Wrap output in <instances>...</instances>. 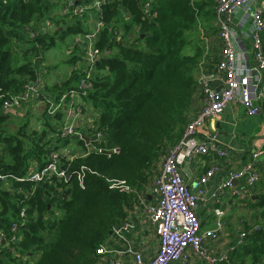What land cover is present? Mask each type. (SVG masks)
<instances>
[{"label": "trees", "instance_id": "1", "mask_svg": "<svg viewBox=\"0 0 264 264\" xmlns=\"http://www.w3.org/2000/svg\"><path fill=\"white\" fill-rule=\"evenodd\" d=\"M62 1L0 0V84L6 92H22L28 81L40 78L36 56L43 62L46 51L58 40L88 32L87 13L53 15ZM152 2L150 17L142 0H103L97 11L104 23L97 43L102 55L94 67L92 87L83 99L97 113V128L105 135L101 145L117 147V152L91 150L74 159L62 158L66 179L37 185L27 178L31 163L42 167L52 150L71 142V138L57 135L51 120L60 122L62 113L43 115L55 137L47 130L28 134V122L11 134L2 127L10 115L0 106V169L14 176L8 189L0 186V228L9 237L12 224L20 219L22 207L26 208V223L18 232L19 246L12 242L0 250V264H98L97 249L128 215L135 191L150 183L164 155L183 137L202 58L200 47L191 54L185 52L187 33L198 24L206 2ZM47 20L54 29L29 35L28 29L49 26ZM68 61L73 65L85 60L72 52ZM81 76L79 69L71 68L64 80L46 84L44 92L58 98L78 89ZM85 141L80 140L84 146ZM261 184L264 187V182ZM248 203L260 210L264 221V193ZM12 246L17 253L11 251ZM230 257L217 264H232L234 259L242 264L247 260L262 263L264 226L252 230Z\"/></svg>", "mask_w": 264, "mask_h": 264}, {"label": "built area", "instance_id": "2", "mask_svg": "<svg viewBox=\"0 0 264 264\" xmlns=\"http://www.w3.org/2000/svg\"><path fill=\"white\" fill-rule=\"evenodd\" d=\"M142 1L144 10L150 17L153 0ZM102 2L103 0H63L60 7L61 15L82 16L87 13L94 15V18L89 16L90 20L95 19L92 22L93 26L91 22L89 23L90 20L86 22L89 23V30L81 34L83 38L74 40L75 47H78L77 53L85 60L82 63L78 62L80 66L73 64L71 67L79 69L82 73L77 82L78 89H70L54 98L44 92L46 87L45 85L42 87L40 78L28 81L24 90L15 94L6 92L0 84V106L3 113L10 115L23 105L29 104H33L37 110L44 106L48 116L61 112L62 120L57 127L59 131L57 135L64 138L79 134L80 138L85 140V137L78 133V126L81 122L90 123L87 128L89 141H85V153H74V149L67 145L52 150L42 167L37 162L31 163L27 178L37 185L54 178L66 179L68 172L62 158L74 159L91 150L108 154L118 151L117 147L108 149L101 145L105 135L97 128V113L83 99V95L92 87L94 67L102 55L97 46L104 28V23L97 14ZM214 2L221 48L214 59H206V54L199 61L194 96L198 95L201 98L202 105L189 117L183 137L164 155L162 170L152 187V201H142L145 214L156 227L159 247L150 258H146L135 249H128L126 253L131 255L133 264H172L185 261L190 249L209 264L229 261L230 252L234 247L241 244L252 230L264 226L255 225L248 230L243 229L238 235L237 243L232 245L229 251L215 254L206 245V240L217 241L221 238L226 211L223 206L214 207V226L203 229L196 207L206 194V184L219 171V165H210L193 184L184 179L180 170L181 154L188 159L196 153L204 155L216 153L221 157L227 155V150L220 146L215 133L207 134L203 141L198 139V134L209 119L221 116L232 103L240 104L249 117L264 115V0H214ZM239 9H243L244 13L236 17ZM43 25L28 29L29 35L34 37L46 33L49 26ZM118 35H121V32H118ZM38 58L35 57V62L39 65L37 67L39 73L44 63L37 61ZM50 137H55V133ZM261 158H264V147L253 149L250 159L241 168L232 171L228 179L217 186L216 192L225 193L228 188L234 187L235 181L242 179H245L248 188L255 186L262 178L258 166ZM13 178L14 176L5 174L0 169V183ZM240 194L246 203L251 199L248 189L241 190ZM25 223L26 208L22 207L20 219L12 224L10 237L6 230L0 228V250L9 248L12 242L19 246L18 232ZM131 227L130 222H120L114 226L112 234L120 235ZM11 251L17 253L13 246ZM97 253L98 264H125L121 253L107 246L105 242L99 246Z\"/></svg>", "mask_w": 264, "mask_h": 264}, {"label": "crops", "instance_id": "3", "mask_svg": "<svg viewBox=\"0 0 264 264\" xmlns=\"http://www.w3.org/2000/svg\"><path fill=\"white\" fill-rule=\"evenodd\" d=\"M194 1L196 3H200L202 1L206 2L203 11H201L198 16L199 19L197 24L198 31H200L197 32L198 37L201 41H203V47H197L202 49V57L207 54L206 59L212 60L218 56L221 48L219 40V28L216 22L215 2L214 0ZM243 13V9H239L236 17H240ZM128 16V14L125 15L126 18H129ZM47 22L49 23L50 29L55 28V26H50V21L47 20ZM118 32H121L122 34L121 28H118ZM195 50L193 52H195ZM189 52L193 53L192 51ZM189 52L188 54H191ZM198 73L199 71L197 70L195 73L196 77L198 76ZM201 105V98L198 95H195L192 101V110L190 116L194 114L195 110L201 107ZM30 106L36 111L33 104H30ZM19 113L20 112H18V114ZM242 113H244L243 116ZM239 116L245 117L246 120L240 121L238 118ZM23 117H25V115L21 116V118ZM42 119L45 120L44 117H41V120ZM51 120L54 122L55 126L58 125V123H55V119ZM89 126L90 123L88 121L83 123L81 122L78 126L80 135H83V137H88L89 129L87 128H89ZM49 130L48 133L49 136H51L54 132ZM259 130L261 131L259 132ZM212 133L217 135L220 146L227 150V155L221 157L216 153H209L207 155L196 153L192 158L188 159L181 154L182 161L180 163V170L184 179L188 181L189 184H193L210 165H219V171L206 184V194L203 199L199 201L196 211L201 219L202 228L209 229L214 226L215 217L213 215V208L217 206L224 207L226 212L223 217L225 224L223 235L217 241L211 239L206 240V245L212 252L215 254H223L229 251L232 245L237 243L239 233L245 228L242 227V225L237 224L238 221H236L239 211L241 209L243 210L245 206L249 205V203H246V201L241 196V190L248 189L251 198H257L258 194H260L256 188L257 185H259L261 182H264V158H261L258 162V166L260 167V169H258L261 172L262 178L259 181L260 183L258 182L255 186L248 188L246 186L245 179H242L235 181L234 187L228 188L225 193L222 194H218L216 192L217 186L220 183L226 181L232 171L241 168L243 164H245L250 159L253 149L264 147V115L249 117L247 116L244 108L237 102H234L226 108L225 112L221 116L209 119L206 122L204 128L198 134V139L203 141L207 134ZM79 139L81 140L79 134L72 136L69 145L81 146L82 152H78L77 150H75V152L83 154L85 153L86 148ZM161 170L162 161L158 164L157 174L150 179V183L147 186L136 192L137 194L134 202L130 207H128V215L122 222H130L132 227L120 235H116L115 233L110 234V236L105 241L107 246L112 247L121 253L125 264H133L131 255L126 253L128 249H135L143 253L146 258H150L156 253L159 247V237L156 232V227L151 222L149 216L145 214L142 201H152V187L155 184L156 177L160 174ZM260 189L263 190L261 187ZM254 211L255 215L257 216V223H254L252 227L255 225H263L264 221L260 215V210L256 208ZM172 264L209 263L200 259L196 253L190 249L187 260L181 262L177 261ZM232 264H242V262L236 261L234 259ZM244 264L250 263L247 260ZM260 264H264V261Z\"/></svg>", "mask_w": 264, "mask_h": 264}, {"label": "rangeland", "instance_id": "4", "mask_svg": "<svg viewBox=\"0 0 264 264\" xmlns=\"http://www.w3.org/2000/svg\"><path fill=\"white\" fill-rule=\"evenodd\" d=\"M60 9L56 8L53 15L58 17L61 14ZM90 17L94 18V15H89ZM95 19L90 20L89 23L91 22V25L93 26ZM88 23V24H89ZM86 24V23H85ZM86 24V25H88ZM64 26V25H63ZM57 27V26H56ZM198 26L196 25L195 28L187 33V38L189 41V45L186 48L185 52L188 53L189 51H194L197 46L203 47V41H201L198 37ZM83 36L80 34H75V35H69L66 40H58L56 42V45L52 47L50 50L46 52L44 55V60L39 69L40 73V83L43 87V85H53L58 81L64 80L70 71V67L72 65L67 62L70 54L72 52H77V48L74 45V40L77 41L78 39H82ZM73 39V41H72ZM68 45H70L68 47ZM191 53V52H189ZM81 63V62H80ZM74 64L73 66H80L81 64ZM43 80H42V79ZM44 88V87H43ZM18 112H20L18 114ZM44 106L40 107L36 111L32 109V107L29 105H23L22 107L18 108L17 110L14 111V113H11L8 120H6L3 123V129L7 133L15 134L17 133L21 127L24 125L25 122H28V127H27V132L28 134L31 133L32 131L36 130L39 132H42L43 130H49V126L45 124L44 119L41 120V117L43 118L42 115H44ZM22 115H25V119L21 118ZM244 113H242V116ZM239 116L240 121L246 120L245 117ZM60 125V122H58V125L56 128ZM261 130H259L260 132ZM80 133V131L78 132ZM69 145V144H68ZM71 148H74V153L75 150L78 152H82V147L81 146H76V145H69ZM1 152H2V145L0 146ZM260 183V182H259ZM262 183V182H261ZM257 185L256 190L259 191L260 193H264V187H262V184ZM1 188L8 189V183L7 182H1L0 183ZM260 187L263 189L261 190ZM256 208L252 207L250 204L245 206L243 210L241 209L237 215L236 221L237 224L242 225V227H245L244 229H249L252 227L254 223H257V216L255 215V210ZM62 211L58 210V215L61 216ZM236 216V215H235ZM234 217V216H232ZM235 221V219H234Z\"/></svg>", "mask_w": 264, "mask_h": 264}, {"label": "water", "instance_id": "5", "mask_svg": "<svg viewBox=\"0 0 264 264\" xmlns=\"http://www.w3.org/2000/svg\"><path fill=\"white\" fill-rule=\"evenodd\" d=\"M85 139H86V141H89V137H85ZM110 234H112V231H110Z\"/></svg>", "mask_w": 264, "mask_h": 264}]
</instances>
